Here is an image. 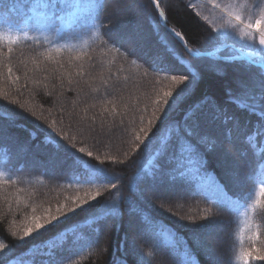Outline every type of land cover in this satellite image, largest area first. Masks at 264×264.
<instances>
[{"label":"trees","instance_id":"obj_1","mask_svg":"<svg viewBox=\"0 0 264 264\" xmlns=\"http://www.w3.org/2000/svg\"><path fill=\"white\" fill-rule=\"evenodd\" d=\"M202 1L158 0V9L164 13V27L151 0L131 1L139 7L140 16L123 22L117 21L114 15L108 16L110 0H101L103 7L95 26L83 32L68 29L61 32V25L56 22L51 32L39 33L33 24L28 35L39 39L21 38L12 46L10 58L0 57V110L4 112L0 115V244L6 245L0 251V264L24 257L31 258L33 264H52L61 257H71L66 264H138L140 257L148 264H185V253L190 256L189 264H244V252L252 250L255 254L259 250L264 254V219L251 211L264 180L257 177L258 169L264 175V138H257L255 145H249L244 139L242 144L237 143L239 138L232 137L235 128L230 137L227 135L232 123L213 119L212 112L219 105L228 115L236 117L241 126L236 136L241 137L244 125L250 129L256 118L229 103L225 90L232 88L238 94V81L256 87L261 79L260 70L243 61L226 63L222 59L194 58L167 31L180 32L187 49L193 52L209 53L221 48L223 43H235L239 47L233 39L223 42L216 38L213 25L205 19L215 10L209 0ZM28 7L19 0H7L0 11L6 14L7 22L20 24ZM13 8L16 10L12 11ZM139 22H143L139 39H150L144 44V54V48L132 51L117 39V35L136 32ZM4 26L0 21V35L4 34ZM234 54L226 49L219 57ZM157 56L170 68L168 74H157L149 67ZM178 57L193 66L198 78L170 112L165 124L161 125L158 120L145 138L140 129L147 128L154 109L159 106L161 111L156 116L161 118L167 110L168 106L163 104L164 93L171 90L174 97L184 87L172 82V75L187 74ZM216 69H222L224 74L219 75ZM236 71L254 78L241 79L233 74ZM78 72L83 75H77ZM68 79H72L71 86ZM189 82L191 77L185 83ZM173 97L168 98L169 104ZM194 105L200 106L198 119L195 124L192 121L188 124L196 135L188 139L195 143L197 136L206 135L216 141L214 149L198 146L207 177L202 182L176 184H170L164 177L154 184L153 175H158L162 168H171L170 159L178 158L180 145L175 128L180 125V135L183 134L185 112ZM9 113L14 119H8ZM205 116L210 121L201 123ZM93 122L96 133L90 134L88 129ZM121 126L127 131L122 133ZM217 131L222 134L221 142L216 137ZM46 132L63 147L55 146V141L46 143ZM101 132L106 135L98 136ZM4 134L18 136V140L10 144L3 140ZM137 135L145 144L149 140L152 143L146 148L136 140ZM228 143L235 147L242 162L251 160L252 171L239 190L218 170L212 156L215 149H228ZM73 144L75 148L71 147ZM65 148L82 157L90 168L85 169L79 163L74 165ZM81 148L83 152L79 151ZM34 151L46 154L43 159L53 154L62 161L64 169L60 172L54 169L51 173L42 166H39L41 169L34 167L35 159H30ZM190 154L189 150L184 151L185 157ZM27 164L31 169H27ZM71 167L76 173L68 175L66 171ZM91 167L101 169L103 175L92 178ZM89 179L93 182L89 183ZM215 183L225 187L236 206H219L214 200L206 199L208 187ZM167 187H174L187 197L182 218L164 212V206L154 197L163 188L168 190ZM147 191L149 195L145 194ZM97 193L96 200L89 199ZM141 193L145 194L144 199ZM101 205L118 209L119 215L100 222L101 251H98L91 242L97 224L90 221L93 214L99 215L97 209ZM131 205L133 209L129 208ZM69 207L75 211L68 213ZM58 209H63L65 216L53 224L45 223L51 215L60 216ZM132 216L138 218L135 224L139 228L135 232L139 238L134 247L127 243L123 226ZM205 216L213 222L219 218L224 221L227 245L223 263L214 262L199 247L197 235L202 231L199 226L208 222L203 219ZM35 219H40L45 227L25 237V230ZM106 230L108 237L103 241ZM9 249L12 254L6 255ZM249 264H264V260L252 258Z\"/></svg>","mask_w":264,"mask_h":264},{"label":"snow or ice","instance_id":"obj_2","mask_svg":"<svg viewBox=\"0 0 264 264\" xmlns=\"http://www.w3.org/2000/svg\"><path fill=\"white\" fill-rule=\"evenodd\" d=\"M19 2L29 5L27 15L22 19V22L17 25L14 23H6L4 26V34L0 35V57L7 56L10 58V54L13 53V45L17 43L21 38L24 40L28 39H39V37H29L28 29L30 25L34 24L35 31L39 33L51 32L53 30V25L59 22L61 27L59 31L63 32L65 29L72 30L74 32H83V30L89 27L95 26L98 22V12L103 7L101 0H19ZM152 2L159 8L158 0H152ZM7 3V0H0V8H3ZM213 9L219 10L220 16V28L218 31L217 39L227 41L229 39L239 40V47L235 43H223L221 48H217L215 52L202 53L200 51L193 52L188 49L189 54L194 58H199L201 56L207 55L216 57V54L222 50V48H230L234 55H229L226 57H217L222 59L226 63L244 61L248 66H254L260 70L261 80L259 84V90L249 83L243 81L237 82V87L240 92L234 93L232 88L225 90V95L229 103L235 104L240 110L246 111L250 116H254L255 122L252 123L249 129L248 125L245 124L243 128L244 140L249 145H255L257 138H264V0H230L228 3H221L220 0H209ZM15 11L16 9H11ZM199 15V13H197ZM160 16L163 18L164 13L160 12ZM3 15H0V20H4ZM207 19V17H205ZM103 27V25H100ZM20 33H23L21 37ZM175 35L183 40V36L180 32H175ZM6 42V43H5ZM181 65H184L187 74L172 75V82L175 86L179 87L183 85L184 87L179 88V91L175 93L173 97V92L171 90L164 93L163 104L167 105V110L163 111V118L156 116V112L161 111L159 106L154 109L152 118L148 120L147 128H141L140 131L144 133L145 138L148 137V133L152 131V127L159 120L161 125H164L168 120L170 112L175 106H177L182 99L186 96L189 89L192 87V82H195L198 78V72L194 70L193 66L189 65L188 62L184 61L182 57H178ZM149 67L151 70L157 74L165 73L168 74L171 70L169 67L163 64L162 59L157 56L152 59ZM11 72V69H8ZM219 75H223L222 69H216ZM77 75L82 76L83 72H78ZM191 77V82L185 83ZM64 80L61 77L60 84L63 85ZM67 83L71 86L72 79H68ZM111 94V92H109ZM169 97H173L171 104H169ZM208 98H205L207 101ZM157 101V105H159ZM200 111L199 105H194L184 116V126L183 134L180 135V125H176L175 130L178 133V143L180 145V151L178 158L169 161L172 164L171 168L160 169L158 175H153V183L157 179L168 178L170 184L183 183L185 181H200L202 182L206 177L207 173L203 172L204 161L202 154L198 150V146L204 145L210 149L216 147V141L212 137L206 135H199L196 137L195 143H192L189 137L195 136L196 133L194 128L188 124V121H192L195 124L198 119V113ZM0 115H4V112L0 110ZM34 116L35 113L33 112ZM8 119H14V115L9 113ZM213 119L222 120L223 123H232V128L227 129V135L230 137L233 128L240 130L241 126L239 121L234 116H230L227 110L220 107L219 105L214 106ZM141 122H143V116L141 117ZM54 127V125H53ZM122 133L126 132L127 129L121 126ZM89 133H96V127L93 122L89 126ZM160 130L157 129V132ZM98 136L106 135V133H97ZM155 133H153V138H155ZM34 138V137H33ZM96 138L95 136L93 137ZM136 140H139L140 144H143L146 148L152 143V140L145 144V141L140 138L139 135L136 136ZM55 141V138L51 136V133L45 135V142L49 143ZM55 146L63 147L59 144V141H55ZM75 148V144L71 146ZM166 147V146H165ZM187 148L190 151V155L185 157L184 151ZM65 151L73 159V164H82L85 169L90 168V166L83 161V158L77 156L75 153L70 152L67 148ZM83 152L84 149L79 150ZM89 156L92 155L91 152L88 153ZM103 163V161H101ZM264 163V162H262ZM68 175H72V169L69 170ZM103 175V172L99 168L91 167V177L98 178ZM89 183L93 182L92 179L88 180ZM99 193L95 195H90L89 199L96 200ZM145 198V194L141 193V199ZM159 200L170 199V196L164 194H157L155 196ZM206 199L214 200L219 206H236V202L233 201L223 185L219 183L212 184L208 187V192L206 193ZM86 202L82 201L81 203ZM77 206H80L79 204ZM75 208H67V212H74ZM86 211H88L86 209ZM99 215L93 214L91 221L97 224L94 232V238L92 239V244L94 247L101 251V226L100 222L105 220L109 216H118V209H113L108 205H101L97 209ZM251 211L257 212L261 219H264V180H261L258 199L255 203L251 205ZM60 216L51 215L46 219L47 224H53V222L63 218L65 212L63 209H58ZM138 215H142L140 210H137ZM147 220V217H144ZM207 223L201 224L199 227L201 230H206L211 227L212 220L210 217H203ZM45 223H42L40 219H35L33 224L28 227L24 236L32 234L34 231H38L45 227ZM195 223V221H193ZM161 235L165 234L161 231ZM259 236V233L257 234ZM23 239V237H21ZM166 238V237H165ZM6 247L5 244H0V251ZM12 250L6 255H11ZM51 255V253H49ZM185 264H189L190 256L185 253ZM244 264H249L250 259L255 258L258 260H264V254H261L259 250H255V254L252 250L244 252L242 254ZM71 257H61L58 260L54 259L52 264H66L67 260ZM8 264H17V261L9 260ZM126 264V262H124ZM138 264H148L147 260L140 257Z\"/></svg>","mask_w":264,"mask_h":264},{"label":"rangeland","instance_id":"obj_3","mask_svg":"<svg viewBox=\"0 0 264 264\" xmlns=\"http://www.w3.org/2000/svg\"><path fill=\"white\" fill-rule=\"evenodd\" d=\"M131 1L133 0H110V7H109V11H108V16L114 15V18H116L117 21H125V20H131L134 19L135 17L140 16V9L139 7H136ZM197 2L203 3L204 1L202 0H196ZM221 3H228L230 2V0H220ZM212 8V7H211ZM213 9V8H212ZM215 10L214 13H212L210 15L209 18H207L206 20L213 25V29L215 30V32L218 35V31L220 28V16L221 13L219 12V10L217 9H213ZM0 15H3V17L5 18L4 20L7 21L6 18V14L2 13L0 11ZM117 16V17H116ZM3 21V20H0ZM143 28V22H139L137 24V31L136 32H130L129 34L127 33L125 35L124 34H120L119 36L117 35V39H119L121 41V44H125L128 45L129 47H131L132 51H135V49H139V48H144L145 47V43L148 42L150 39L149 37L146 38H141L139 39L140 36H138V33L141 31V29ZM139 31V32H138ZM223 41V40H221ZM225 42V41H223ZM235 42L240 45V41L239 40H235ZM150 48L153 49L152 44L150 45ZM231 50V49H230ZM143 54L145 53V48L142 52ZM161 54V53H160ZM234 75H236L237 77L241 78V79H248V77H252L251 75L248 74H244L243 72L240 71H236L235 73H233ZM254 78V76L252 77ZM260 80L258 81V83L256 82V88L257 90H259V84H260ZM204 111L206 112L208 109L203 108ZM204 111H202V113H205ZM209 111V110H208ZM212 111V110H211ZM213 112V111H212ZM205 115V114H204ZM206 121H210V118L208 116L202 117L201 119V123H205ZM210 124V123H209ZM209 124H206L209 126ZM211 125V124H210ZM206 129H208L206 127ZM5 131H7V128L5 127ZM213 131V130H212ZM221 131V130H220ZM237 129L235 130V132L232 134V137L235 139V137L239 138L237 140V143L242 144V139L241 137H244V135L242 134L241 137L236 136L237 134ZM218 134H216V137H218V141H222L223 137L222 134L219 133V131H217ZM5 141L9 142L10 144L15 143L18 140V136L12 135V136H7L6 134L3 135ZM241 140V141H240ZM236 143V144H237ZM238 145V144H237ZM228 149L225 150V147L223 149L220 150V148L215 149L214 154L212 155L215 158V162H216V166L218 167V170H220V172H223V174L227 177V179L231 182L230 184L233 185L234 188H237L238 190L240 189V187L243 186V184H245V181H247V177H248V173L250 171H252V167H251V160L250 159H245L241 160V158H239V153L237 151H235V147H233L232 144H227ZM185 150H188L187 148H185ZM23 152V151H22ZM18 155H21V153ZM25 153V152H24ZM46 154H43L42 151L41 152H37L34 151L33 153V157H31L30 159L32 160V158H34V162L35 165L34 167L37 165L42 166L44 169H47L48 172H53L54 169H56L55 171L60 172L64 169V166L62 165V161L57 158L56 156L52 155H47V157L45 159H43V157ZM187 157V156H186ZM41 160V161H40ZM42 164V165H41ZM41 169V167H39ZM27 169H31V166L29 164H27ZM72 169L69 168L66 172L69 173V170ZM65 172V171H64ZM76 171L74 169H72V174H75ZM257 177H264V175H262L259 172H257ZM164 189V188H163ZM161 190L156 192V194L154 195V197L157 194H164V195H168L170 196V199L167 200H157L159 201L158 204H162V206H164L162 208V210H164V212H167L169 214H175V215H180V217L182 218V212L184 210V206L187 205L188 200L187 197L182 194V191L175 189L174 187H167L168 190ZM176 192H173L175 191ZM170 192V193H169ZM149 191H147L145 194L149 195ZM130 209L134 208L132 205L129 207ZM138 218L136 216H132V218L128 219L127 221H125V223L123 224V226H125V229L127 231L124 232L125 235L127 236V243H129L130 245H134L135 241L137 240L138 235H136V231H139L138 225L135 224L138 220ZM207 223V222H206ZM224 221L222 222V220L215 221L211 223V227L209 229L206 230H202L199 234L197 232V240H199V247L202 248L205 252H207L211 258L214 260V262H218V263H223L225 260V252H226V233L223 231L224 230ZM122 229H120L121 231ZM124 230H122L123 232ZM104 238L103 241L106 240V238L108 237V231H104L103 232ZM134 247V246H133ZM17 264H33L31 258L29 257H24L22 261H17Z\"/></svg>","mask_w":264,"mask_h":264},{"label":"water","instance_id":"obj_4","mask_svg":"<svg viewBox=\"0 0 264 264\" xmlns=\"http://www.w3.org/2000/svg\"><path fill=\"white\" fill-rule=\"evenodd\" d=\"M151 2H152V0H151ZM153 3V2H152ZM153 5L155 6V8L158 10V12H159V14H160V11H159V9L156 7V5L153 3ZM160 19H161V21H162V24H163V26L165 27V19H164V17L162 18L161 16H160ZM167 31H168V33L174 38V39H176L183 47H184V49L187 51V53L189 54V51H188V49H187V47H186V45H185V43H184V41L183 40H181L179 37H177L176 35H175V32L174 31H172L171 29H167ZM225 49H228V48H223L222 50H225ZM230 49V48H229ZM221 50V51H222ZM213 52H215V51H213ZM219 53V52H218ZM218 53L216 54V57H217V55H218ZM190 55V54H189ZM192 56V55H191ZM193 57V56H192ZM201 58H207V59H214L215 57H212V56H207V55H204V56H201V57H199V58H197V59H201Z\"/></svg>","mask_w":264,"mask_h":264}]
</instances>
